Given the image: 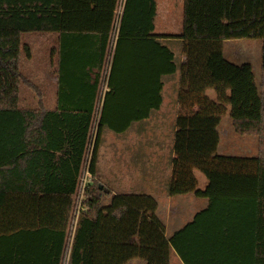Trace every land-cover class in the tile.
<instances>
[{
	"label": "trees",
	"instance_id": "trees-1",
	"mask_svg": "<svg viewBox=\"0 0 264 264\" xmlns=\"http://www.w3.org/2000/svg\"><path fill=\"white\" fill-rule=\"evenodd\" d=\"M120 2L0 0V264H66L75 196L97 118L92 179L68 264H134L137 258L170 264L172 248L184 264H264V0H184L183 29L176 36L184 62L165 42L170 36L155 31L157 0H123L117 25ZM27 33L59 37V95L57 80L52 107L24 72L23 53L31 54L23 43ZM84 36L97 38L103 48L98 72L87 71L90 77L76 85L84 93L78 102L69 98L65 109L61 89L69 83L62 79V61L71 57L69 44ZM254 37L263 40L261 87L251 64L232 62L224 51L226 40ZM178 70L183 110L168 191L192 192L209 204L168 237L154 196L113 193L96 180L103 129L123 132L132 121L149 117L162 104L163 78ZM104 80L108 90L102 97ZM23 86L36 92L35 104H22ZM123 94L127 103L140 100L141 109L117 111ZM228 110L237 133L258 136L257 155L218 153V126ZM62 136L71 143L79 173L65 191L58 190L70 182L58 173ZM68 165L65 159L62 167ZM198 170L208 179L204 188L198 187Z\"/></svg>",
	"mask_w": 264,
	"mask_h": 264
},
{
	"label": "crops",
	"instance_id": "crops-1",
	"mask_svg": "<svg viewBox=\"0 0 264 264\" xmlns=\"http://www.w3.org/2000/svg\"><path fill=\"white\" fill-rule=\"evenodd\" d=\"M158 6V1H157ZM183 9H184V0H183ZM158 13V11H157ZM182 16L179 17V22L177 23L175 20H168L167 18L161 17L160 20L156 21L155 31L159 34H165L170 37H166L165 42L172 47L177 54L180 55L182 49L181 39H179L178 35L182 33L183 24H182ZM157 18V16H156ZM158 24V27H157ZM159 26L162 28L159 29ZM97 39V38H95ZM93 36L90 38L84 36V38H78L77 41L69 44L70 55L71 57H66L62 61L63 63V77L62 79L65 82L68 81V87H63L61 89V101L66 109V105H69L71 101L69 98L72 97L76 99L84 93V90H77L76 85L78 82L82 83L86 81L90 76L87 71H90L92 74H96L98 72L99 65V57L101 52H103V48L99 46V41L95 40ZM231 40V39H229ZM228 42V40H226ZM225 41V42H226ZM224 42V51L226 57L232 61L236 62L235 56H231L230 52H227V46H225ZM67 46H64L63 49L68 53ZM69 54V53H68ZM246 58V57H243ZM109 59V55H108ZM262 59H263V40H262V54H261V76L259 81V87L262 85ZM181 62L186 60V55H180ZM241 60V59H240ZM244 60V59H242ZM249 60V59H247ZM242 63H250V61L242 62ZM241 64V63H238ZM58 65H59V37H58ZM252 65V64H251ZM109 66V65H108ZM59 68V67H58ZM69 70V74L68 73ZM52 71V70H51ZM254 71V70H253ZM54 77V84H56L58 80V95H59V81L60 74L58 71L56 75L51 74ZM88 75V76H87ZM180 70L172 75H166L164 80V87L162 91L163 101L159 108L152 109L149 117L142 120H134L129 125V127L123 132H115L108 127L103 129L101 143L99 145V153H98V164H97V175L98 177H102L105 181V186L110 189L113 193H125V192H135L142 190H149L147 192L142 191V193L152 194V192H157L159 178L163 176V171L166 166V174L168 176L171 175L172 164L171 158L175 156L174 152V138L176 133V123L179 113L183 110L182 104L179 101V91H180ZM86 77V80L84 79ZM52 78V77H51ZM83 78V79H82ZM76 88V89H74ZM53 92V89H50ZM41 93L44 95V87H41ZM88 91H85L84 95L88 96ZM56 95V92L54 93ZM207 94L211 98H216V92L214 89H208ZM124 99L123 103L117 104V111L125 112L126 115L130 112H137V110L141 109L140 100H134L133 104L127 103V96L123 94L121 96ZM35 101V100H34ZM37 101V100H36ZM35 101V102H36ZM75 101V105L77 106ZM196 107L195 109H197ZM230 109V108H229ZM77 109L71 110V112H76ZM230 112L229 110L226 112L227 115ZM123 114V113H122ZM231 117V116H230ZM224 118V116H223ZM223 118L221 123L223 122ZM225 126H230L234 128L233 120H228ZM235 129V128H234ZM164 130H170V136L166 139ZM166 133V131H165ZM167 134V133H166ZM219 147V146H218ZM71 143L66 140V137H58V173L61 177L70 178V182L65 186L62 184H58V190L65 191L69 190L71 178L73 175L78 176V168H77V159L71 155ZM89 153V152H88ZM222 154V153H221ZM251 154V153H250ZM258 154V153H257ZM256 154V155H257ZM253 156V155H246ZM88 157V155H87ZM86 157V160H87ZM66 162L69 161V165L67 168H63L62 164L64 160ZM85 160V163H86ZM83 165V169L85 166ZM74 166V167H73ZM82 169V174L84 170ZM81 174V176H82ZM207 178V177H206ZM208 182L205 181V186ZM204 186V187H205ZM79 189V187H78ZM78 192V190H77ZM151 192V193H148ZM153 195V194H152ZM174 196V195H173ZM198 197V196H197ZM172 195L166 197V202L169 203V209L171 210L174 206V202L172 200ZM204 198L205 202H203L200 208L191 214L190 219L184 222L183 212L178 211L177 213L169 214L168 218H162L164 220L166 226V235L171 237L177 230L181 229L184 225L190 222L195 214L204 209L209 204V199ZM191 200H182L183 205L185 206ZM178 203V202H177ZM159 206V204H158ZM79 213L76 214V207L74 208V218L72 221V228L70 232V246L66 253L65 263L68 264L71 246L73 242V238L75 235V230L77 226ZM189 218V217H188ZM177 224H183L179 229L175 230L173 233H168V228L171 226H175ZM172 228H170L171 230ZM134 264H144V261L141 259H134ZM170 264H184L181 257L178 255L176 250L172 248L171 256H170Z\"/></svg>",
	"mask_w": 264,
	"mask_h": 264
},
{
	"label": "rangeland",
	"instance_id": "rangeland-1",
	"mask_svg": "<svg viewBox=\"0 0 264 264\" xmlns=\"http://www.w3.org/2000/svg\"><path fill=\"white\" fill-rule=\"evenodd\" d=\"M158 1V13L157 20H160L161 17L167 18L168 20H175L179 22V17L182 16L183 12V0H157ZM123 7V0L120 2V7L118 8V16ZM158 27V24H157ZM162 27L159 26V29ZM23 43L26 46H29L31 54L24 51L23 53V69L24 72L32 78L40 87H44V97L46 106L52 107L55 102V91L56 87L54 82V77L51 75H56V64H57V49H58V35L56 33H27L23 36ZM227 46V52H230L231 56H235L237 63H242L250 61L252 64L256 82L259 86L260 76H261V54H262V39L261 38H240V39H231L228 42H225ZM246 57V58H243ZM241 59V60H240ZM244 59V60H242ZM249 59V60H247ZM52 70V71H51ZM52 77V78H51ZM22 90V104L25 106H30L35 104L37 100L36 92L32 89L23 86ZM53 89V92L50 91ZM35 100V101H34ZM231 120L229 113L224 115L223 122L218 126L220 132V143L218 147V153L226 155H256L258 153V136L257 135H242L235 131L233 127L225 126L226 122ZM222 121V120H221ZM97 120L95 119L92 138L89 146L88 157L84 166V173L82 174L79 189L75 196V207H79L86 186H84V179L86 174V168H88V161L91 157V150L94 147L96 132H97ZM166 131V133H165ZM166 139L170 136V130H164ZM251 153V154H250ZM173 168V165H172ZM196 176L198 178V187L204 188L205 181H207L206 176L198 171ZM163 176L159 178L158 190L157 192H152L158 201V217L164 222L162 218H168L169 214L177 213L178 211L183 212L184 222L190 219L192 213L196 212L203 202L204 198L197 197L194 193L186 194H176L172 195L173 208L169 209V203L166 202V197L169 196L168 186L173 177V169L171 175L166 174V166L163 171ZM89 176V175H88ZM87 179V178H86ZM92 179L91 175L88 177L87 182ZM97 183L101 186L105 185V181L102 177H98ZM149 191V190H142ZM142 191H135V193H142ZM151 193V192H148ZM182 200H191L185 206L182 203ZM178 202V203H177ZM189 217V218H188ZM183 224H177L168 228V233H173L175 230L179 229Z\"/></svg>",
	"mask_w": 264,
	"mask_h": 264
},
{
	"label": "built area",
	"instance_id": "built-area-1",
	"mask_svg": "<svg viewBox=\"0 0 264 264\" xmlns=\"http://www.w3.org/2000/svg\"><path fill=\"white\" fill-rule=\"evenodd\" d=\"M123 8V7H122ZM122 13V9H121V12L119 13V16H118V23H117V25H119V19H120V14ZM115 36H116V34H115ZM111 54H112V51H110V56H109V60H111ZM107 75H108V72L106 73V78L105 79H107ZM108 90V86H107V80H104L103 81V85H102V93H101V96L102 97H104V94H105V92ZM100 106H101V104H100ZM97 120V127H98V118L96 119ZM96 127V128H97ZM91 141V140H90ZM90 146V145H89ZM91 152H92V150H91ZM91 155V154H90ZM89 161H90V159H89ZM89 161H88V168H86L85 170H86V174H87V176H85V179H84V186H86V184L88 183L87 182V180H88V177L91 175L90 174V171H89ZM89 175V176H88ZM82 177H83V175H82ZM87 178V179H86ZM83 198V197H82ZM81 205H82V201H81V203H80V205H79V207L76 209V214H78L79 212H80V208H81Z\"/></svg>",
	"mask_w": 264,
	"mask_h": 264
}]
</instances>
